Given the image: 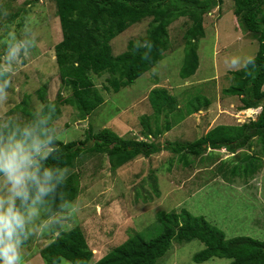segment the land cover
Listing matches in <instances>:
<instances>
[{
	"label": "rangeland",
	"instance_id": "374dc122",
	"mask_svg": "<svg viewBox=\"0 0 264 264\" xmlns=\"http://www.w3.org/2000/svg\"><path fill=\"white\" fill-rule=\"evenodd\" d=\"M233 8V2L225 0L204 16L205 37L197 46L198 68L188 79L179 77L184 58L182 37L190 24L186 18L178 19L167 28L170 43L163 59L130 86L118 93L106 92L103 87L108 75H91L95 88L103 97V104L84 120L74 108L60 105L57 117L63 134L59 141H81L86 131L96 133L108 129L126 140L160 145L167 141L190 143L218 125L236 126L254 120L260 109L239 113L238 98L221 93L232 83L228 73L242 68L258 50L257 41L244 30L240 19L235 18ZM150 21L151 18H145L116 36L110 42L112 54L117 56L125 52L130 40L142 43ZM25 22H30L37 34V46L27 59L15 66L13 89L7 105L9 114L23 116L18 109L23 107L22 101L27 103L29 111L34 104L41 103L36 95L41 86L45 87L48 101H55L59 89L60 96L70 95V90L60 86L55 63L54 46L61 41V31L54 2L0 0V39L10 30H15L19 36ZM233 57L241 58V66H231ZM153 88L166 89L176 99L177 109L183 111L186 101L196 95L206 97L210 105L185 116L168 132L163 131L166 120L161 113L157 126L162 133L151 137L146 126L152 130L156 122L147 97ZM246 156L258 158L249 160L254 164L255 172L246 176L240 169V173L233 176V167L242 168ZM68 169V175L77 177L80 203V212L71 229L80 228L92 251L89 264L135 233H140L146 240L157 236L161 231L157 214L178 213L181 209L193 216L204 217L223 232L226 239L246 236L264 240V157L257 137L235 154L208 149L201 156H187L185 161H180L178 155L163 151L149 158L138 156L112 169L105 154L93 153L78 158ZM155 191L159 193L158 197ZM53 240L51 236L43 235L27 242L22 250L23 264H46L40 250ZM202 249L203 244L197 240L172 241L170 249L156 264H195L192 257ZM229 262L225 258H212L200 264Z\"/></svg>",
	"mask_w": 264,
	"mask_h": 264
},
{
	"label": "trees",
	"instance_id": "16d2710c",
	"mask_svg": "<svg viewBox=\"0 0 264 264\" xmlns=\"http://www.w3.org/2000/svg\"><path fill=\"white\" fill-rule=\"evenodd\" d=\"M38 1V0H35ZM60 25L61 41L54 46V57L61 88L70 90L67 97L60 96L58 90L55 101L56 115L59 106L74 108L84 120L103 104V97L95 88L91 75L107 74L103 89L118 93L130 86L140 76L152 69L164 57L169 48L167 28L175 21L186 18L190 24L183 34L184 58L179 77L190 78L198 68L197 46L205 37L203 18L222 0H52ZM233 14L240 24L258 43L252 63L228 73L232 83L222 89L223 96H236L240 106L238 111L260 108L257 120H250L236 126L218 125L204 136L190 143L169 142L160 145L154 142L126 140L108 129L96 133L85 132L84 140L62 143L61 167L72 168L74 162L86 154H105L112 169H117L138 156L149 158L163 151L178 155L180 161L187 156L198 157L209 150H226L231 154L243 149L252 138L257 137L264 157V0H231ZM145 18H151L143 42L130 40L125 52L114 56L110 42L130 26ZM45 87L37 89L41 103L45 99ZM148 103L155 116L156 126L149 129L151 137H158L162 131L157 126L161 113L165 116L164 132L184 120V117L208 107L210 101L196 95L188 99L184 111L177 109V101L166 89L153 88L148 93ZM20 111L27 117L31 111L22 101ZM143 120H146L145 118ZM249 160L257 157L246 156L245 165L234 166L231 173L236 176L243 170L244 175L255 172ZM52 163V161H49ZM251 163V164H249ZM187 166V162L184 163ZM251 165V166H250ZM76 175L69 174L63 191L69 199L75 200L79 192ZM156 197L159 193L155 191ZM160 233L146 240L135 233L123 244L115 247L94 264H156L170 249L172 241L177 243L197 240L203 249L193 255L195 264L212 258H225L228 264H264V240L246 236L226 239L223 232L210 224L202 216H193L186 209L177 212L157 214ZM46 264L63 256L72 264H88L92 258L86 240L79 227L65 232L40 250Z\"/></svg>",
	"mask_w": 264,
	"mask_h": 264
},
{
	"label": "clouds",
	"instance_id": "9594fccd",
	"mask_svg": "<svg viewBox=\"0 0 264 264\" xmlns=\"http://www.w3.org/2000/svg\"><path fill=\"white\" fill-rule=\"evenodd\" d=\"M0 46V264H23L25 244L70 231L80 203L63 191L69 169L60 165L58 141L63 129L55 103H36L27 117L8 112L15 66L37 46L30 22H25L19 36L8 31ZM251 63L249 57L243 66ZM231 66H241V58L233 57ZM52 264L72 262L58 256Z\"/></svg>",
	"mask_w": 264,
	"mask_h": 264
},
{
	"label": "crops",
	"instance_id": "0c3cea01",
	"mask_svg": "<svg viewBox=\"0 0 264 264\" xmlns=\"http://www.w3.org/2000/svg\"><path fill=\"white\" fill-rule=\"evenodd\" d=\"M225 2V0H222V3H224ZM235 16V15H234ZM235 18H236V16H235ZM237 22V21H236ZM248 35H250V37L252 36V34L251 33H249L248 32ZM252 39H254V38H252ZM255 40V39H254ZM262 90H264V84H263V86H262ZM239 100V99H238ZM239 106H240V102H239ZM257 109H260V108H256V109H248V110H250L249 112H253V111H255V110H257ZM222 110H224V109H222ZM258 111V110H257ZM239 113H247L248 111L247 110H245V111H238ZM259 114V113H258ZM258 116V115H257ZM257 116L254 118V120H256L257 119ZM221 150H223V149H221ZM92 259V258H91ZM99 260V259H98ZM90 262V261H89ZM95 263V262H94ZM94 263H92V264H94ZM89 264V263H88Z\"/></svg>",
	"mask_w": 264,
	"mask_h": 264
},
{
	"label": "water",
	"instance_id": "95a60500",
	"mask_svg": "<svg viewBox=\"0 0 264 264\" xmlns=\"http://www.w3.org/2000/svg\"><path fill=\"white\" fill-rule=\"evenodd\" d=\"M258 118V117H257ZM257 120V119H256Z\"/></svg>",
	"mask_w": 264,
	"mask_h": 264
},
{
	"label": "bare ground",
	"instance_id": "6f19581e",
	"mask_svg": "<svg viewBox=\"0 0 264 264\" xmlns=\"http://www.w3.org/2000/svg\"><path fill=\"white\" fill-rule=\"evenodd\" d=\"M250 111V110H249Z\"/></svg>",
	"mask_w": 264,
	"mask_h": 264
}]
</instances>
